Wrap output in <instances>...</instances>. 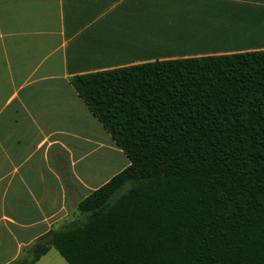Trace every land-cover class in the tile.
<instances>
[{"label": "trees", "instance_id": "16d2710c", "mask_svg": "<svg viewBox=\"0 0 264 264\" xmlns=\"http://www.w3.org/2000/svg\"><path fill=\"white\" fill-rule=\"evenodd\" d=\"M69 81L127 163L3 264H264V48Z\"/></svg>", "mask_w": 264, "mask_h": 264}, {"label": "crops", "instance_id": "0c3cea01", "mask_svg": "<svg viewBox=\"0 0 264 264\" xmlns=\"http://www.w3.org/2000/svg\"><path fill=\"white\" fill-rule=\"evenodd\" d=\"M262 48L264 0H0V264L109 177L87 155L120 149L71 75Z\"/></svg>", "mask_w": 264, "mask_h": 264}, {"label": "rangeland", "instance_id": "374dc122", "mask_svg": "<svg viewBox=\"0 0 264 264\" xmlns=\"http://www.w3.org/2000/svg\"><path fill=\"white\" fill-rule=\"evenodd\" d=\"M106 145L100 147L98 150L93 151L91 155H87L85 162L89 164L93 163L92 169L100 173V180H103L107 176H110L113 172L119 170L127 163L125 154L120 150L112 146ZM22 251V250H21ZM32 264H68L63 257L57 252L54 247L49 249L41 255Z\"/></svg>", "mask_w": 264, "mask_h": 264}]
</instances>
